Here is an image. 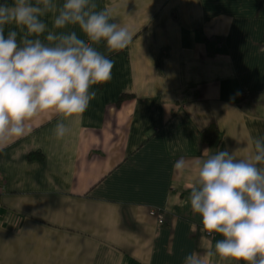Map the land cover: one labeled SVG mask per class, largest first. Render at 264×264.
I'll list each match as a JSON object with an SVG mask.
<instances>
[{
    "label": "crops",
    "instance_id": "1",
    "mask_svg": "<svg viewBox=\"0 0 264 264\" xmlns=\"http://www.w3.org/2000/svg\"><path fill=\"white\" fill-rule=\"evenodd\" d=\"M94 2L133 39L94 45L114 66L83 114L41 115L0 150V264H184L222 238L187 203L197 158L247 145L235 155L250 159L264 137V0ZM43 21L53 30L51 13Z\"/></svg>",
    "mask_w": 264,
    "mask_h": 264
},
{
    "label": "clouds",
    "instance_id": "2",
    "mask_svg": "<svg viewBox=\"0 0 264 264\" xmlns=\"http://www.w3.org/2000/svg\"><path fill=\"white\" fill-rule=\"evenodd\" d=\"M96 9L94 0L0 3V150L27 135L28 122L41 115L57 113L68 119L83 114L96 98L93 86L111 79L114 60L94 45L105 42L110 52H117L133 35L110 22V10ZM50 13L53 30L43 21ZM12 24L19 32L9 30L5 37V26ZM69 25L78 27L86 39L76 31H63ZM46 32L47 43L39 38ZM68 131L63 121L57 122L58 139ZM244 151L247 145L231 151L205 149V154H214L197 158L198 180L187 203L203 230L222 238L204 254L187 255L184 264H208L213 256L237 264H264V137L253 141L250 159H237L235 154ZM187 167L181 158L174 171L183 174Z\"/></svg>",
    "mask_w": 264,
    "mask_h": 264
},
{
    "label": "trees",
    "instance_id": "3",
    "mask_svg": "<svg viewBox=\"0 0 264 264\" xmlns=\"http://www.w3.org/2000/svg\"><path fill=\"white\" fill-rule=\"evenodd\" d=\"M4 0H0V3H3ZM218 130L215 127H210L206 131L203 132L202 134V139L205 143L212 144L218 135Z\"/></svg>",
    "mask_w": 264,
    "mask_h": 264
},
{
    "label": "built area",
    "instance_id": "4",
    "mask_svg": "<svg viewBox=\"0 0 264 264\" xmlns=\"http://www.w3.org/2000/svg\"><path fill=\"white\" fill-rule=\"evenodd\" d=\"M152 213H155V210H154V209L152 210ZM155 214H156V213H155ZM158 216H159L158 221H159L160 223H162V221H163L162 217L160 216V214H159Z\"/></svg>",
    "mask_w": 264,
    "mask_h": 264
},
{
    "label": "rangeland",
    "instance_id": "5",
    "mask_svg": "<svg viewBox=\"0 0 264 264\" xmlns=\"http://www.w3.org/2000/svg\"><path fill=\"white\" fill-rule=\"evenodd\" d=\"M160 216L162 217V214H160ZM158 218H159V216H158ZM162 219H163V217H162ZM163 222V221H162Z\"/></svg>",
    "mask_w": 264,
    "mask_h": 264
}]
</instances>
